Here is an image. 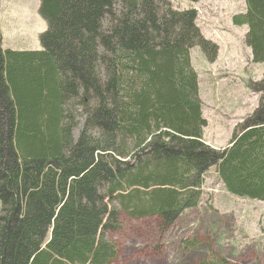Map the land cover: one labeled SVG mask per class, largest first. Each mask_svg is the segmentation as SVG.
Returning a JSON list of instances; mask_svg holds the SVG:
<instances>
[{
  "label": "trees",
  "instance_id": "16d2710c",
  "mask_svg": "<svg viewBox=\"0 0 264 264\" xmlns=\"http://www.w3.org/2000/svg\"><path fill=\"white\" fill-rule=\"evenodd\" d=\"M189 1L41 0L40 51L4 50L0 29V264H114L122 215L165 233L211 171L264 202V74L228 146L208 145L191 51L214 61L219 46L199 27L203 0ZM246 2L232 22L264 64V0ZM199 264L235 263L211 249Z\"/></svg>",
  "mask_w": 264,
  "mask_h": 264
},
{
  "label": "rangeland",
  "instance_id": "374dc122",
  "mask_svg": "<svg viewBox=\"0 0 264 264\" xmlns=\"http://www.w3.org/2000/svg\"><path fill=\"white\" fill-rule=\"evenodd\" d=\"M176 10L192 7L189 0H169ZM226 1V0H223ZM199 25L205 37L219 44V53L210 61L200 49L191 51L192 66L199 76V92L208 125L207 144L228 146L235 127L258 106V96L249 82L260 81L264 64H253L240 35L224 44L213 37L216 22L230 24L231 13L215 3L203 2ZM41 0H0V29L4 50L40 51V36L47 29L40 15ZM78 131L75 132L77 137ZM203 200L165 233L155 218L134 220L121 216L118 230L108 235L118 251L114 264H199L212 249L235 264H264V203L237 198L227 193L215 172L205 176ZM1 209V205H0ZM197 239L200 245L185 250L183 241Z\"/></svg>",
  "mask_w": 264,
  "mask_h": 264
},
{
  "label": "crops",
  "instance_id": "0c3cea01",
  "mask_svg": "<svg viewBox=\"0 0 264 264\" xmlns=\"http://www.w3.org/2000/svg\"><path fill=\"white\" fill-rule=\"evenodd\" d=\"M208 1L211 3H215L218 6V9L222 12L227 11V13H231L230 16V24L225 25L220 22V25L217 27L219 33L221 34L222 38L227 40L229 42L230 48H232V42L230 40H233V42L238 41L237 37L240 35L245 39V36L248 32L247 26H234L232 24V17L238 14H245L248 11V6L246 0H204L203 2ZM204 35H207L206 33L211 31H206L205 29L202 30ZM208 36V35H207ZM248 49V48H247ZM249 50V49H248ZM250 55L251 51L249 50Z\"/></svg>",
  "mask_w": 264,
  "mask_h": 264
}]
</instances>
